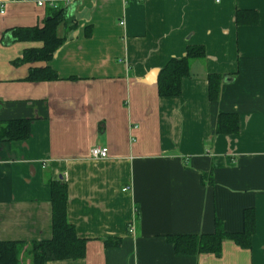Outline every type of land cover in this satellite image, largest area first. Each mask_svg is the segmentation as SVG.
Returning <instances> with one entry per match:
<instances>
[{"label":"crops","instance_id":"crops-1","mask_svg":"<svg viewBox=\"0 0 264 264\" xmlns=\"http://www.w3.org/2000/svg\"><path fill=\"white\" fill-rule=\"evenodd\" d=\"M58 6L76 25L58 28L65 43L47 63L15 64L43 43L8 31L43 26ZM196 45L206 55L182 93L161 96V70ZM45 65L59 78L27 79ZM227 112L239 131L217 134ZM20 119L27 140L1 138ZM99 146L106 158H93ZM57 180L86 255L47 264H264V0H0V242L52 237ZM247 208L249 248L227 239L217 254L182 255L169 241L213 233L216 219L240 232Z\"/></svg>","mask_w":264,"mask_h":264},{"label":"trees","instance_id":"trees-1","mask_svg":"<svg viewBox=\"0 0 264 264\" xmlns=\"http://www.w3.org/2000/svg\"><path fill=\"white\" fill-rule=\"evenodd\" d=\"M257 22V14L251 13ZM238 22H244L237 17ZM240 19V21H239ZM67 9L63 6L53 9L52 14L44 21L43 26L12 28L8 32L12 41H34L43 43L39 48L26 49L22 58L15 60V64L27 62H49L52 60L55 51L61 47L67 38L58 35V28L61 25L76 27ZM206 50L203 46H188L186 54L182 58H172L167 66L158 75V92L161 96H179L182 80L189 75L191 61L197 58H204ZM209 77L210 98L218 99L220 95V77L212 74ZM57 71L48 65L33 67L27 79L31 81H48L58 79ZM215 132L217 134L237 133L239 131V119L234 113H221L218 116ZM31 125L27 120H12L2 130L1 138L7 140H27L30 135ZM67 188L63 181L57 180L52 183V207H53V234L49 240L33 241L25 243L0 242V264H22V254H28L30 264H47L51 260L79 259L86 255L87 239L77 235L74 225L68 222L67 218ZM243 229L240 232L227 233L222 229L220 220L216 219V227L213 233L202 235H174L169 237L174 250L178 254H202L219 253L222 250L224 240H233L242 248H249L252 236L256 230L255 210L247 208L243 212ZM107 246H116L118 240H105Z\"/></svg>","mask_w":264,"mask_h":264},{"label":"built area","instance_id":"built-area-1","mask_svg":"<svg viewBox=\"0 0 264 264\" xmlns=\"http://www.w3.org/2000/svg\"><path fill=\"white\" fill-rule=\"evenodd\" d=\"M39 4L42 5L43 1H39ZM51 5H54L53 3ZM92 152V156L93 158L99 159V158H106L109 154V151L106 147L103 146H99V147H93L91 149ZM133 228L131 229V231H133Z\"/></svg>","mask_w":264,"mask_h":264},{"label":"rangeland","instance_id":"rangeland-1","mask_svg":"<svg viewBox=\"0 0 264 264\" xmlns=\"http://www.w3.org/2000/svg\"><path fill=\"white\" fill-rule=\"evenodd\" d=\"M27 259H29L28 254L23 253V254H22V261H23V260H27Z\"/></svg>","mask_w":264,"mask_h":264},{"label":"water","instance_id":"water-1","mask_svg":"<svg viewBox=\"0 0 264 264\" xmlns=\"http://www.w3.org/2000/svg\"><path fill=\"white\" fill-rule=\"evenodd\" d=\"M229 79H231V78H229V77H226L225 81H228Z\"/></svg>","mask_w":264,"mask_h":264}]
</instances>
